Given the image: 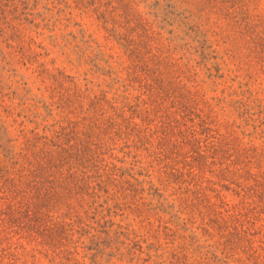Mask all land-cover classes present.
Listing matches in <instances>:
<instances>
[{
	"label": "rangeland",
	"instance_id": "1",
	"mask_svg": "<svg viewBox=\"0 0 264 264\" xmlns=\"http://www.w3.org/2000/svg\"><path fill=\"white\" fill-rule=\"evenodd\" d=\"M0 264H264V0H0Z\"/></svg>",
	"mask_w": 264,
	"mask_h": 264
}]
</instances>
